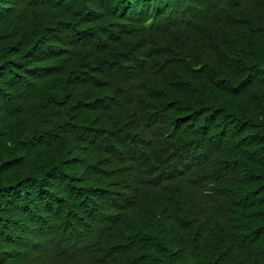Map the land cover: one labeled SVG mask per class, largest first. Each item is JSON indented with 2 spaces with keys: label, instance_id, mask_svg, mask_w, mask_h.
I'll return each instance as SVG.
<instances>
[{
  "label": "trees",
  "instance_id": "trees-1",
  "mask_svg": "<svg viewBox=\"0 0 264 264\" xmlns=\"http://www.w3.org/2000/svg\"><path fill=\"white\" fill-rule=\"evenodd\" d=\"M0 264H264V0H0Z\"/></svg>",
  "mask_w": 264,
  "mask_h": 264
}]
</instances>
